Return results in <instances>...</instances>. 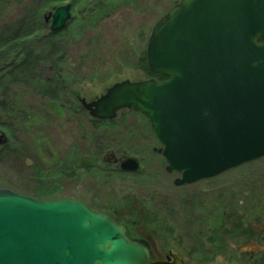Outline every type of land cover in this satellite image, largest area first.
Masks as SVG:
<instances>
[{"label":"rangeland","instance_id":"374dc122","mask_svg":"<svg viewBox=\"0 0 264 264\" xmlns=\"http://www.w3.org/2000/svg\"><path fill=\"white\" fill-rule=\"evenodd\" d=\"M178 1L112 0L104 8L87 0L13 1L0 19V29L9 26L15 31L24 23L20 31L27 32L31 27L27 39L38 55L35 73L49 79L58 72L68 88L52 102L40 91V78L30 74L10 78L4 72L0 102L6 107L0 122L7 124L2 130L14 153L0 160V188L38 198L34 191L46 181L48 189L59 191L58 198L83 199L96 210L114 208L141 223L147 219L141 218L143 209H149L156 221L153 235L163 234L159 220L176 230V222L215 218L223 228L226 222L218 218L226 219L225 213L231 223L246 215L247 223L264 228V157L211 179L176 186L180 175L166 171L158 152L162 145L144 115L124 109L114 124L96 128L89 115L77 109L79 98L94 100L115 82L148 79L136 68L137 59L154 24ZM66 4L72 5V18L54 33L46 17ZM112 154L120 160L135 157L140 170L118 173ZM253 213L261 214L260 220L255 221Z\"/></svg>","mask_w":264,"mask_h":264},{"label":"water","instance_id":"95a60500","mask_svg":"<svg viewBox=\"0 0 264 264\" xmlns=\"http://www.w3.org/2000/svg\"><path fill=\"white\" fill-rule=\"evenodd\" d=\"M72 5L49 12L64 29ZM155 78L114 83L81 98L96 120L123 109L144 115L176 186L264 157V0H180L153 26L146 47ZM113 157V156H112ZM136 173L135 157L120 161ZM0 264H152L111 210L74 197L40 199L0 188Z\"/></svg>","mask_w":264,"mask_h":264},{"label":"flooded vegetation","instance_id":"af4514ba","mask_svg":"<svg viewBox=\"0 0 264 264\" xmlns=\"http://www.w3.org/2000/svg\"><path fill=\"white\" fill-rule=\"evenodd\" d=\"M225 216L226 219L221 220L226 222V228L224 224L223 228H215V218L198 223L176 222V230L169 227L170 222L159 220L157 226L162 228L161 235L150 234L151 229H147L156 225L155 220H144L142 223L136 220L130 228H126L132 241L148 249L152 264H264V228L250 221L247 223L246 215L232 223L230 215L225 213ZM252 216L258 221L262 215L253 213ZM251 246L255 248L247 250L246 247Z\"/></svg>","mask_w":264,"mask_h":264},{"label":"trees","instance_id":"16d2710c","mask_svg":"<svg viewBox=\"0 0 264 264\" xmlns=\"http://www.w3.org/2000/svg\"><path fill=\"white\" fill-rule=\"evenodd\" d=\"M13 1L14 0H0V19L3 18L5 14L4 12H6L7 9L11 7ZM19 1L21 0H17V2ZM87 1L90 3H94L97 7L104 8L112 0H87ZM20 25L18 27H14L16 29L15 31L9 29L10 28L9 26L2 27L0 29V81L3 80L2 78H4V72L6 71H8L7 74L9 75L10 78L11 77L16 78L21 75L26 76L28 74L33 75L34 78L38 77L37 74L35 73L38 66V58H37L38 55H36L35 52H33L32 48L30 47V41L29 39H27L29 35H32L30 30L31 27H27L26 29L27 32H21L20 28L25 29V26L23 27L24 23ZM145 54H146V49L141 53V55L137 59L138 65L136 68L142 69L148 75V78H156L158 80L166 79V77L163 74H154L150 71L147 65ZM57 67L58 65H56L55 68L56 71H57ZM38 78H40L39 80L40 83H38L39 87H41L40 91H42V94L52 102L56 101L60 97V95L65 94V92L67 91L68 87L66 85V82L61 76H59L58 72H53V74H51L49 79H42L41 77ZM5 103L6 102H0V116H1V112L5 110L6 107ZM77 106H78L77 109H79L81 113L87 114L86 111L83 110L81 105H77ZM90 122L96 128L101 124L115 123L114 120H94L92 118H90ZM2 125L3 124H1L0 122V160L5 155H11L12 153H14V149L11 148L12 146L8 136L2 130L6 127L7 124L3 125L5 127H3ZM76 161H78V159ZM119 172L120 171L118 170V173ZM60 173H63L62 168H60ZM35 177L37 178L39 177V175L35 174ZM45 184L50 186L49 183H47L46 181L40 183L41 187L35 189L34 191L36 193V196L38 198H43V199L58 198L59 191L55 189H48V187ZM113 210L117 213V215L120 216V222L123 223L127 228H130L133 221L137 220V219H133V215H127V214L122 215L119 212H117V210H115L114 208ZM151 214L152 213L149 209H143V213H142L143 216H141V218L144 219L147 218L145 220H154ZM218 220H221V218H218ZM214 227L217 228L218 225L214 223ZM149 228L152 229V227Z\"/></svg>","mask_w":264,"mask_h":264}]
</instances>
